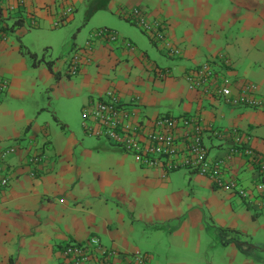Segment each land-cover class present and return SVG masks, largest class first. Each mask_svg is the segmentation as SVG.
I'll return each instance as SVG.
<instances>
[{"label":"crops","instance_id":"0c3cea01","mask_svg":"<svg viewBox=\"0 0 264 264\" xmlns=\"http://www.w3.org/2000/svg\"><path fill=\"white\" fill-rule=\"evenodd\" d=\"M7 1L15 8L8 22L18 18L20 26L0 40V77L9 81L0 96V146L19 148L1 164L0 182L3 175L11 182L7 188L0 184V264H60V246L92 236L119 252L111 264H126L136 252L145 264H264V209L189 170L144 167L104 139L88 136L83 126L85 134L79 136L55 109L52 117L63 129L56 130L42 118L50 104L30 102L37 91L49 100L67 98L65 112L72 107L73 121L81 117L83 123L84 107L113 92L121 104L140 106L147 130L162 114L199 121L211 159L227 154L235 129L264 155V110L206 96L184 77L187 70L224 56L230 64L225 74L238 87L255 85V97L264 98V0ZM137 9L162 25L167 47L181 55L170 56L122 22ZM94 15L110 18L103 27L133 48L100 40L84 50L96 28L81 27ZM67 23L72 31L79 29L77 34L66 38L59 56L39 58L40 41L61 32L50 28ZM22 47L36 60L22 54ZM74 49H82L83 64L69 77L65 58ZM187 131L175 132L181 149ZM216 131L227 135L221 138ZM28 132L33 136L22 140ZM254 164L236 155L227 165V179L253 191L261 179Z\"/></svg>","mask_w":264,"mask_h":264},{"label":"built area","instance_id":"2783aa9c","mask_svg":"<svg viewBox=\"0 0 264 264\" xmlns=\"http://www.w3.org/2000/svg\"><path fill=\"white\" fill-rule=\"evenodd\" d=\"M0 13H11L15 8L7 0H0ZM127 19L140 27L151 41L167 49L170 56H179L181 52L167 47L162 25L157 21H150L140 9L128 14ZM57 26L60 24L57 23ZM0 25V40H6ZM90 43L84 50H91L97 41L117 44L123 42L127 48H133L128 41H123L120 34L111 28L94 30ZM82 49L74 50L66 58L67 75L76 77L83 64ZM229 60L220 56L215 60L186 71L185 78L191 89L197 90L206 96L214 97L233 106H244L264 110V98H256L257 87L253 84L237 86L229 75ZM168 72V71H167ZM9 88V81L0 77V96ZM137 105H123L113 92H108L105 98L89 102L82 111L83 128L88 136L102 138L112 144H120L126 149L133 160L148 168L162 169L165 173L189 170L195 174L209 178L214 186L221 191L232 193L259 209H264V156L245 147L249 136L235 129L232 132L234 144L227 154L211 159L204 144V127L194 118L176 117L162 114L151 120V128L147 130V121L140 116ZM187 129L182 139L185 147H179L180 140L176 131ZM215 135L223 138L227 133L219 131ZM19 147L15 145L0 146V174H3L1 165L10 155H14ZM245 156L258 166L260 181L253 191L239 185L235 180L227 179V165L236 157ZM41 156L33 162L42 161ZM164 173V174H165ZM10 178L2 176L1 186L7 188ZM121 255L116 250L105 249L101 240L92 236L83 242H68L60 248V264H89L97 260L101 264H111V261ZM126 264H145L143 255L136 252L129 256ZM129 260V259H127Z\"/></svg>","mask_w":264,"mask_h":264},{"label":"rangeland","instance_id":"374dc122","mask_svg":"<svg viewBox=\"0 0 264 264\" xmlns=\"http://www.w3.org/2000/svg\"><path fill=\"white\" fill-rule=\"evenodd\" d=\"M82 14H83L82 21H84L85 12L82 13ZM107 19H110V18L105 17V15H94V17L92 19L88 20L87 23H89V24H86L87 26H85V27L82 26L81 29L87 30V29H94V28L99 29L101 27L104 28L103 26L106 23L109 22V20H107ZM111 19L115 20V22H120L121 23V21H119V20H117L115 18H111ZM122 22L125 23V24H128L129 26H132L133 28H135L139 32V34H142L143 36H145L147 38V36L141 31L140 27L134 26V25H132L131 23H129L127 21H122ZM2 24L3 23L0 20V25H2ZM68 24L69 23H67V24H65V25H63V26H61L59 28H50L51 30H57V29L61 30V32H60V34L59 33H54L51 38H48V39L44 40V42L40 41L39 48L37 49L39 58H41L43 56V54H46V53L51 54L52 52H55V54H58V56H59L62 44L64 43L66 38L72 39L73 36L75 34H77V32L79 31V29L72 31V29L70 27H67ZM36 30L37 29H32L33 32H36ZM148 40H149V38H148ZM77 43L80 44L78 41H77ZM40 49H41V51H40ZM45 49H46V51H45ZM73 51L74 50H72L70 53H72ZM259 71H261V70H259ZM65 74L67 75V68L65 70ZM252 76H254V74ZM47 96H48V94L43 93L41 91H37V92H34V94L32 96V99L30 100V102H35L36 104L39 103L38 106H40V107H42V106L43 107H47L50 104V110H51L50 113L44 112L43 115H42V118L46 119V120H50L51 123H53V128L54 129L62 131L63 130L62 129V124H58V122H56L55 118L52 117V111H55V109H56L57 112H58V116L60 118H62V119H66V121L70 125V127L73 130L77 131L79 136H81L82 134H85L83 129H82L83 123L81 121V117L77 120V122L73 121V119H75V118H74V115H73L72 107L69 109V113L68 114L65 112L64 107L68 104V102H67L68 99L66 98L65 99L66 101L64 99H62V98L61 99H51V100H49ZM48 101H50V102H48ZM29 109L31 111L35 110V108L33 106H31V105H29ZM134 110H139L140 113H144L143 111H141L140 106L138 108H135ZM140 116L142 117L141 114H140ZM82 131H83V133H82ZM30 136H33V134L28 132L26 134V136H22L21 139L22 140L26 139L27 141H29L30 140Z\"/></svg>","mask_w":264,"mask_h":264},{"label":"trees","instance_id":"16d2710c","mask_svg":"<svg viewBox=\"0 0 264 264\" xmlns=\"http://www.w3.org/2000/svg\"><path fill=\"white\" fill-rule=\"evenodd\" d=\"M0 12H2L1 10H0ZM12 14H13V12H11L10 14H9V16H8V18H3V17H0V20L2 21V25H1V27H2V30H3V33L4 34H6V36H8L9 35V33H11V32H13L14 31V28H17V27H19L20 26V24H19V21H20V19L18 20V18L14 21V23L12 22L11 24L8 22V21H11V19H12ZM128 20V19H127ZM129 21V20H128ZM130 22V21H129ZM132 25H134V26H136L135 24H133L132 22H130ZM142 31V30H141ZM144 33V32H143ZM7 38V37H6ZM149 38V37H148ZM2 41V40H1ZM152 43L154 44V45H158V44H155L153 41H152ZM75 50V49H74ZM21 51H22V54H24V55H27V56H29L32 60H36V58H37V56H36V54H34V53H31L30 51H28L25 47H22L21 48ZM69 54H71V53H69ZM68 54V55H69ZM68 55L66 56V58L68 57ZM66 62V61H65ZM47 64V68H49L51 71H53V63L52 62H47L46 63ZM66 66H67V63H66ZM56 76L58 77V74H56ZM67 76H69V75H67ZM69 77H71V76H69ZM170 115V114H169ZM240 132V131H239ZM245 134V133H244ZM247 135V134H246ZM105 140V139H104ZM110 146H112V147H114V148H118V149H120L124 154H126V155H129V156H131V154H129V152H127L126 151V149L124 148V147H122L120 144H112V143H110V142H108L107 140H105ZM246 147H252L251 146V144H250V139H249V141H248V143L245 145V147L244 148H246ZM252 149H254V148H252ZM264 156V155H263ZM255 165V167H256V169L258 170L259 168H258V166L256 165V164H254ZM72 242H77V241H72ZM61 248L63 247V246H60Z\"/></svg>","mask_w":264,"mask_h":264}]
</instances>
